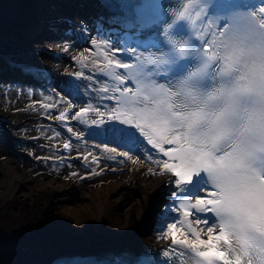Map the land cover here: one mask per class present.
Here are the masks:
<instances>
[{"label": "snow or ice", "instance_id": "1", "mask_svg": "<svg viewBox=\"0 0 264 264\" xmlns=\"http://www.w3.org/2000/svg\"><path fill=\"white\" fill-rule=\"evenodd\" d=\"M227 3L231 10L209 21L216 31L205 42L208 46L179 50L181 60L195 61V70L163 53L164 65L175 64L166 83L150 78L133 90L121 87L126 77L115 74L119 83L113 95L104 97L115 101L108 109V122L91 120L106 132L108 123L118 122L122 127L111 131L122 136L127 134L123 126L134 130L157 152L147 160L159 172L149 167L147 174L175 178L169 181L175 188L165 197L171 200L165 207L177 216L166 222L160 238L171 241L165 257L173 252L177 258L187 257L179 264H264V0L255 7L245 0ZM216 5L215 0H197L205 15ZM184 19L181 12L177 22ZM151 26L149 21L139 23L141 31ZM91 43L95 46L97 41ZM104 57L109 69L135 67L109 59L108 52ZM168 72L165 68L158 74L167 77ZM70 108L69 104L56 119L67 120ZM90 109L91 105L81 107L71 119H80ZM92 110L98 117L105 115L99 108ZM67 131L82 138L71 127ZM63 147L71 149L70 142ZM118 155L137 162L128 151ZM92 162H97L95 156ZM205 213L212 214V222L201 216Z\"/></svg>", "mask_w": 264, "mask_h": 264}, {"label": "bare ground", "instance_id": "2", "mask_svg": "<svg viewBox=\"0 0 264 264\" xmlns=\"http://www.w3.org/2000/svg\"><path fill=\"white\" fill-rule=\"evenodd\" d=\"M62 1L72 10L78 9L79 3L82 10L85 9V13L81 14L83 16L69 18L66 13L59 10L60 6L57 5V2ZM65 1L67 0H0V27L8 26L11 23L9 19H15L19 21L20 26L25 25L27 34L37 33L50 27L47 28L46 32H48L56 25L64 29L66 25L68 28L67 37L65 33L63 34V29L60 28L62 30L60 38L54 40L52 37L50 39L54 41H49V43L44 39L25 42L23 35L12 37L13 32L11 36L6 35V37L0 38V50H6L24 59H29L34 66L46 70L48 79L53 80L58 77L59 80L52 87H48L50 90L40 88L42 85L40 81H32L28 77H24L25 80H28L24 83L20 82L22 79L20 81L7 80V86L10 85L9 89L12 90L13 101L17 103V107L22 108L18 112L22 113L24 119L31 117L33 125L31 133L34 136L39 134L42 138L40 137L39 141L37 139V142L31 143L28 147L27 151L31 158L27 161L23 159L24 157L13 155L10 150L11 143L8 144L9 140L0 135L1 248H10L11 245L19 244L32 247V250H41L45 255L34 261L32 257H13L0 252L3 254L0 256V261H4L5 264H48L57 255H78L90 260L93 257L107 258L99 255L108 250H115L117 254L126 250L139 252L149 246L159 247L171 242L160 238L161 230L166 222H171L177 216V213H169L165 207L166 203L163 202L175 188L174 183H169L175 178L170 174H147L149 167H153L157 173L159 172V167L147 160V155H152L155 158L157 152L143 144L137 135L122 136L120 132H112L111 129L118 128L115 122L108 123L109 131L107 132L103 127L91 124L93 118L103 119L107 123L108 109L115 104L114 100L104 98L113 95V84L100 79L96 72L107 65L104 52H108L109 59H117V52L113 56V52L118 49L117 42L111 36L94 32L95 13L90 15V12L92 9L95 12L98 8L96 1ZM25 2L31 3L22 5ZM12 3H15L14 7L11 5ZM42 8H45L44 16L35 14L36 11L41 12ZM70 13L78 14L79 10L70 11ZM70 20L75 22L79 29L77 35L75 34L76 28ZM92 40L97 41L95 46L92 45ZM106 45H111V48ZM65 49L67 50L65 51ZM86 49L88 51H85ZM81 52L87 59L80 57ZM55 58L62 60L58 76L57 68L52 63ZM77 72L82 75L72 81L69 77L76 75ZM104 87H108L109 92H103ZM76 101L79 103H75ZM69 104L71 108L68 119L57 120L56 117ZM44 105H49V107H44ZM90 105L92 109L99 108L105 115L98 117L90 109L80 119H71L81 107ZM32 108L33 110H30ZM7 114L8 111L0 110V128L8 130L11 138H17L11 131L12 128H9L13 122L8 121ZM37 124L39 130L35 129ZM44 124L46 128L42 127ZM68 127L81 134L82 138L77 139L76 136L69 133ZM57 133L59 135H56ZM108 139H114V142L122 140L129 151L133 148L129 155L137 157L138 159L133 157L137 162L133 163L125 157H120L118 155L120 151H116L111 154L114 161L107 164L101 163L106 148L102 149L101 145L96 142L105 144ZM55 142H60L59 148H56ZM65 142H73L71 144L73 153H66V149L63 147ZM77 144L83 150L77 149ZM85 156L88 157V160L84 159ZM93 156L97 158L96 163L92 162ZM116 158L120 159L117 163H115ZM160 158L167 159L162 154ZM110 166L112 169H108ZM65 176L70 177L67 185H70L71 189L75 188L73 190L83 191L82 197H87L90 205L86 210L71 211L67 217L52 215L45 220L44 208L47 207L52 195L60 193L64 187L65 184L62 180ZM88 176L90 178L87 182L81 180L82 177ZM26 182L29 192H33V199L30 201L25 198L16 199L19 184ZM23 196L26 197V195ZM157 200L159 201L154 209L156 212L153 217L154 225L157 228L153 230L150 228L149 232L142 236H136L135 228L147 215H152L151 205ZM69 216L73 220H70ZM57 249L62 250L61 253ZM52 251L55 254H52Z\"/></svg>", "mask_w": 264, "mask_h": 264}, {"label": "rangeland", "instance_id": "3", "mask_svg": "<svg viewBox=\"0 0 264 264\" xmlns=\"http://www.w3.org/2000/svg\"><path fill=\"white\" fill-rule=\"evenodd\" d=\"M68 1H72V0H67L65 2H68ZM75 1L78 2V0H75ZM57 3H58L57 5L60 6V9L59 10L63 11L64 13H66L69 18H71V17H77V16H83L81 14L82 13L83 14L85 13V9L83 8V10H84L83 11L79 3H78V6H77L78 9H75L73 11H71V8H69V6L67 7L64 4V1L57 2ZM78 10H79V13L78 14L70 13V11L71 12H76ZM92 10H94V9H92ZM9 20L11 21V23H9V25H8L10 28H12V27L13 28H17V26H20V23H19L18 20H15V19L14 20L13 19H9ZM70 21L73 22L72 20H70ZM13 22H16L17 24L16 23H13ZM73 26L76 28L75 34L77 35V33L79 32V29H78V27H77V25H76L75 22H73ZM3 27H7V26L4 25ZM0 28H2V27H0ZM57 28H58V30H56ZM60 28L61 27L59 25H56L53 28V32L51 33V35H53V37H55L54 40H56L58 37L60 38V31H62L61 29H63V34L65 33L66 34V37L68 36V28H67V26L65 25V29L64 28H61L60 29ZM76 35L74 36V38L76 37ZM3 37H6V36H0V38H3ZM44 40H48V41H46L48 43H49V41H54V40H51V39H44ZM55 48H57V46H55ZM52 63H54L55 67L57 68V72H58L57 73V76H58L59 75V72L61 71L60 69H61V65H62V60H57L55 58V60ZM21 79L22 78H20L19 80H16V81H20ZM20 82L21 83H24L25 81H23V79H22V81H20ZM57 82H59L58 77L57 78H53V80L47 79L46 81H44V84L41 85L43 87L40 86V88H44V89L50 90V89H48V87H52V85H54ZM4 83H5V85H4ZM7 84H8L7 81L0 80V110L8 111V114H7L8 118H9L8 121H12L13 122V124H10L9 128H12L11 131H13L15 133V135L17 136V138H13V137L11 138L10 135L8 134L9 131L6 130L5 128H3V127H1V129H3L5 132H7V131L8 132H7L6 136L2 132H0V135H1V137L3 135V137H6L9 140V142L7 141L8 144L11 143L10 144V147H11L10 150H11V153L13 155H15V156L18 155V156H20L22 158L24 157L23 159H26L27 161H29V159L31 158V155L27 151L28 147L31 145V143H34L37 139L39 141L42 137L39 134H36V135L39 136L38 137V136H34L31 133L32 126H33L32 123H31V119H30L31 117L30 118L29 117H25V119H24L22 117L23 116L22 113L21 112H18V110H22V108L21 107H17V103L15 101H13L12 90L9 89L10 88V85L7 86ZM75 103H79V102L76 101ZM30 107H33V106H30ZM26 110H29V109H26ZM30 110H33V108L30 109ZM42 127L43 128H46V125L44 124V125H42ZM35 129L36 130L37 129L39 130V125L38 124L36 125V128ZM8 136H9V138H8ZM44 137H46L45 134H44ZM12 139H13V141H10ZM107 141H108L107 143L104 142L105 144H101V143L96 142V141L95 142L97 144H100L102 149H105L106 148L105 145H106L107 146V149H110V148L115 147L117 149V151H128V152H132L133 151V148H131L130 149L131 151H129L127 149L125 143L122 140H117V141L115 140V142H114V139H108ZM55 144H57L56 145V148H59L60 142H55ZM70 144H73V142H70ZM117 144H119V145L117 146ZM120 145H121V147H120ZM76 146L78 147L77 149H82L83 150V148L79 144H77ZM107 149H105L104 156L102 157V161L103 162H101V163H103V164L111 163L112 161L115 160L111 156V154L113 152L107 151ZM73 152H74V150H73L72 147L69 150L66 149V153H68V154H71ZM133 157H135V156H133ZM135 158H137V157H135ZM119 160L120 159H117L116 158L115 163H117ZM111 167L112 166H110V168H108V169H112ZM89 178H90V176H88V177H82L81 180L83 182H87L89 180ZM66 179H68V180H66ZM69 180H70V177L65 176L63 178V180H62V182L65 185L60 190V193H54L52 195V197L49 199V202L47 204V207L44 208V212H46V215L44 216V219L45 220H46L47 217L49 218L52 215H56V216L57 215H61V216L67 217L68 216L67 214L71 213V211L76 212V210H82V209L83 210H86L87 207H88V205H90V202L87 199V197H82V195H83L82 192L83 191L80 192V191H77V190H73L75 188L71 189L69 187L70 185L69 186L67 185V182ZM27 186H28L27 185V182L26 183H20L19 184V186L17 188V197H16V199L17 198L18 199L25 198L28 201H30V200L33 199L32 198L33 192L32 193L29 192V189L27 188ZM23 195H26V197L23 196ZM159 200L153 202L152 205H151V207H152V215H147L146 214L147 216L142 220V222L140 223V225L135 228V231L134 232H135V235L136 236H142L143 234L149 232L150 231V228L152 230L157 228V226L154 225V218L153 217L155 215L154 213L156 212V211H154V209H155V207H156V205H157V203H158ZM163 202H165V203H171V201H163ZM13 211H15V209H13ZM24 212H26V211H24ZM68 218H70V220H73L70 216ZM1 246L2 245L0 243V252H3L6 255L10 254L13 257L14 256H18V257L19 256L20 257H32L33 260L36 261V258H37V260H39V258L41 256H44L45 255V253L42 252L41 250H36V249L32 250V247L31 248L30 247H25V246L19 245V244L18 245H15V246L11 245L10 248H5V247L4 248H1ZM4 251L7 252V253H5ZM57 251H60L59 253H61L62 250H58L57 249ZM144 251H145V249L139 250V252H144ZM52 254H55V253L52 251ZM2 255L3 254L0 253V256H2ZM46 255H48V254H46ZM102 255H104V253H101V255H99V256H101V257H107V256H102ZM0 264H5V262L4 261H0Z\"/></svg>", "mask_w": 264, "mask_h": 264}, {"label": "water", "instance_id": "4", "mask_svg": "<svg viewBox=\"0 0 264 264\" xmlns=\"http://www.w3.org/2000/svg\"><path fill=\"white\" fill-rule=\"evenodd\" d=\"M31 2H25L23 3L22 5H29ZM17 4V2H16ZM11 5H15V3H12ZM10 5V7H11ZM43 9H41V12L40 11H36L35 14L39 15V14H43L44 10L42 11ZM71 11H73L71 9ZM47 28H44L42 31L40 32H37V33H32V34H27L26 31H25V25L23 24L22 26H17V28H10L9 26L7 27H2L0 28V36H11V33L13 32V35L12 37H15V36H18L19 34L20 35H23L25 37V42H36V41H41L43 39H50L53 37V35L51 36V33H52V29L49 30L48 32L47 31ZM49 29V28H48ZM55 38V37H53ZM59 38V37H58ZM57 38V39H58ZM0 51H3V53H0V80H19L20 78H22L23 80L25 76H28L27 74L23 73L19 68H17L16 66L12 67L10 64L6 63L4 60H3V54H6L7 56H10V57H16V58H20L18 55L16 54H13V53H9L8 51L6 50H0ZM24 62L26 61L25 59H22ZM15 72V73H13ZM30 80H33L31 77H28ZM28 81V80H27ZM0 132L4 133V134H7V132L3 131L2 129H0Z\"/></svg>", "mask_w": 264, "mask_h": 264}]
</instances>
